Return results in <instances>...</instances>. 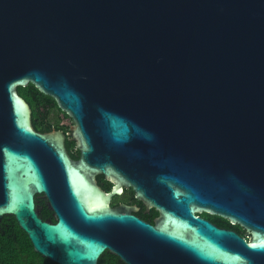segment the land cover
<instances>
[{
    "label": "water",
    "instance_id": "95a60500",
    "mask_svg": "<svg viewBox=\"0 0 264 264\" xmlns=\"http://www.w3.org/2000/svg\"><path fill=\"white\" fill-rule=\"evenodd\" d=\"M28 83L73 120L77 159L32 126ZM122 185L154 224L110 207ZM4 215L56 264H264V0H0Z\"/></svg>",
    "mask_w": 264,
    "mask_h": 264
},
{
    "label": "trees",
    "instance_id": "16d2710c",
    "mask_svg": "<svg viewBox=\"0 0 264 264\" xmlns=\"http://www.w3.org/2000/svg\"><path fill=\"white\" fill-rule=\"evenodd\" d=\"M17 92L31 108L32 126L36 131L47 132L51 127L58 126V114L63 112L52 97L43 94L31 83L17 87ZM39 209L42 219L55 221L45 200L39 201ZM0 264L56 263L35 252L27 234L19 227L15 218L12 215H4L0 220ZM98 264L124 263L117 256L105 251L99 257Z\"/></svg>",
    "mask_w": 264,
    "mask_h": 264
},
{
    "label": "flooded vegetation",
    "instance_id": "af4514ba",
    "mask_svg": "<svg viewBox=\"0 0 264 264\" xmlns=\"http://www.w3.org/2000/svg\"><path fill=\"white\" fill-rule=\"evenodd\" d=\"M58 118H59L58 124H57L58 126H54V128L51 127V129L48 130L47 132L61 131L65 135L64 144H65L67 153L69 154L70 158L77 159L79 155V148L77 146V141L71 135L73 132V128H74V122L64 112L59 113ZM95 182L100 189L106 192H109L113 186V181L106 178L102 174H97L95 176ZM41 199L46 201V199L43 197L36 198V206H37L38 212L40 210L39 201ZM109 205L111 208H117V209L127 208L131 213H133L134 215L138 216L140 219L148 223H151V224H154L155 220L158 217V212L156 211L155 208L148 207L142 201L137 199L132 188L126 187L124 185H122L121 192L119 194H115L110 197ZM46 206H47V202H46ZM196 216H200L210 221L211 223H213L219 228L236 231L239 236H241L247 241H250L251 239V231L244 228L240 224L232 223L229 220L224 219L218 215L212 214L206 210L196 213ZM52 217L54 218L53 215ZM221 218L224 219L225 221L222 220ZM44 220L51 221L50 219H44Z\"/></svg>",
    "mask_w": 264,
    "mask_h": 264
}]
</instances>
